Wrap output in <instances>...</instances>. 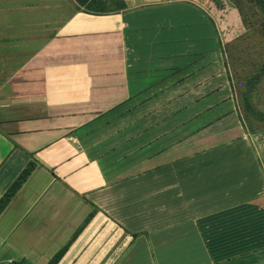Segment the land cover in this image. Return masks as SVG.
I'll list each match as a JSON object with an SVG mask.
<instances>
[{
	"label": "crops",
	"instance_id": "1",
	"mask_svg": "<svg viewBox=\"0 0 264 264\" xmlns=\"http://www.w3.org/2000/svg\"><path fill=\"white\" fill-rule=\"evenodd\" d=\"M96 1L0 0V201L35 165L0 264H264V122L216 12Z\"/></svg>",
	"mask_w": 264,
	"mask_h": 264
},
{
	"label": "rangeland",
	"instance_id": "2",
	"mask_svg": "<svg viewBox=\"0 0 264 264\" xmlns=\"http://www.w3.org/2000/svg\"><path fill=\"white\" fill-rule=\"evenodd\" d=\"M241 2L245 3L243 0ZM206 3L216 12L214 14L223 20L222 28L226 34L223 42L229 56L230 68L234 70L238 94L242 98L246 79L252 77L255 71L264 68V31L259 24L260 14L255 13L253 7L245 8L242 5L249 26L254 25L253 31H249L237 8L239 0H207ZM232 11L237 12V20L230 17L234 14H231ZM253 99L256 100V108L264 111V74L263 80L256 87Z\"/></svg>",
	"mask_w": 264,
	"mask_h": 264
},
{
	"label": "trees",
	"instance_id": "3",
	"mask_svg": "<svg viewBox=\"0 0 264 264\" xmlns=\"http://www.w3.org/2000/svg\"><path fill=\"white\" fill-rule=\"evenodd\" d=\"M76 1L81 6H84V8L87 11H90V12L100 11L99 4H97L96 0H76ZM241 1L242 0H239L237 8L241 14V17L243 18V22H244L245 26L248 27L249 31H253L252 27L254 25L250 24L251 27L249 26V22L247 21V18H246L245 13H244V8H243V6L245 8H248L251 6L255 10V13L260 14L259 15L260 16L259 24L261 25V27L264 31V0H243V1H245V3L244 2L242 3ZM228 49L230 50V47H228ZM226 54H227V51H226ZM227 58H228V63H230L228 54H227ZM231 69H232V75L234 77V75H235L233 72L234 70H233V68H231ZM263 74H264V68H261L260 71H255L253 73L252 77H248L246 79L245 89L243 91V94H242L243 97L241 99H242V107L244 108L246 113L251 114V115H255V116H257L258 120L264 122V111L256 108V106L251 101V98H252L251 92H254L256 90V87L261 83V81L263 80ZM234 81H235V79H234ZM235 85H236V81H235ZM236 87H237V85H236ZM237 91H238V88H237ZM34 167H35V165L30 164L28 166V168L21 173V175L16 180V182L11 186V188L6 192V194L4 195L2 200L0 201V215L4 211V209L8 206V204L13 199V197L17 194V192L20 190L22 185L27 181L30 174L34 170ZM62 253H63V251L58 253L51 260V262L49 264H55L56 261L60 258Z\"/></svg>",
	"mask_w": 264,
	"mask_h": 264
},
{
	"label": "built area",
	"instance_id": "4",
	"mask_svg": "<svg viewBox=\"0 0 264 264\" xmlns=\"http://www.w3.org/2000/svg\"><path fill=\"white\" fill-rule=\"evenodd\" d=\"M153 1L160 2V3H169V2H173V1H182V0H153ZM206 2H207V0L199 1V3H201L204 6H206L208 8V10L213 11V9L210 6H208ZM221 20L222 19L220 18V16H218L217 17V21H218L219 26H220L221 37H222V39H224V37H225L226 34L224 32V28H222V22H221Z\"/></svg>",
	"mask_w": 264,
	"mask_h": 264
}]
</instances>
